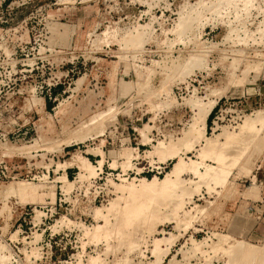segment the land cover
I'll return each mask as SVG.
<instances>
[{
  "label": "rangeland",
  "instance_id": "1",
  "mask_svg": "<svg viewBox=\"0 0 264 264\" xmlns=\"http://www.w3.org/2000/svg\"><path fill=\"white\" fill-rule=\"evenodd\" d=\"M214 100L207 136L223 143L225 132H248L257 140L227 167L225 182L200 185L184 173L187 194L169 198L172 207L146 227L118 229L123 215L112 213L108 224L98 217L96 208L106 214L121 196L115 185L170 171L176 159L155 156L152 163L146 156L155 144L175 141L169 144L186 162L202 161L205 143L195 132L200 109ZM249 119L256 134L245 127ZM263 135L264 0H0V164L16 177L1 188L32 185L0 204L7 264H88L91 257L149 264L155 239L171 234L182 236L161 264L174 256L175 264H230L232 245L264 241L241 230L264 223ZM142 143L126 167L121 154ZM102 152L104 170L80 181L75 155L100 154L90 159L98 165ZM204 162L216 166L212 157ZM64 172L76 181L70 193ZM218 235L226 237L222 245ZM193 238L210 246L196 248ZM260 257L234 264H261Z\"/></svg>",
  "mask_w": 264,
  "mask_h": 264
},
{
  "label": "bare ground",
  "instance_id": "2",
  "mask_svg": "<svg viewBox=\"0 0 264 264\" xmlns=\"http://www.w3.org/2000/svg\"><path fill=\"white\" fill-rule=\"evenodd\" d=\"M182 19H184V18H182ZM182 25H184V23ZM190 101L192 103V100H190ZM190 101L188 100L187 103L191 105V103H189ZM217 102L218 101H216V100L210 101L209 103L203 105L202 109H200L201 113H199V114H201L200 115L201 119L200 118H197V119H200L201 130L199 128V130L197 131L195 129L196 127L194 129L197 132L193 131V129L191 127L189 129V131L193 133V134L191 133L192 135H194V132H195V134L196 133L198 134V136L195 135L196 137L193 136V137L197 138V141H203L205 143L204 147L200 150V157L202 158L201 162H199V161H191L190 163L186 162L184 160V158H182L181 155L179 154V150L174 149L173 145L169 144V143H173L175 141L169 142V143L159 142L158 144H155L154 150L148 152L146 154V156L151 160L152 163L154 162L153 158L155 156L159 157L160 160H163V161H167L169 159H176V162L174 163V165L172 166L170 171H168L166 173V175L162 178L159 176H154L153 178H150V179L147 177H143V178L139 179V183H137V184L134 181V182H130L128 184L115 185L117 192L119 194H121V196H119L117 199H115L111 203L110 206L105 208L106 214L103 213V208H100V207L96 208L97 216L104 218L106 221V224H108L110 222L109 217L111 216L112 213H114L115 216H117V215L119 216V214L123 215L122 221L124 223L122 222L123 224H121L119 222L120 224H117L118 229H120L119 227H123V229L125 227L130 228L131 226L136 225V224H140V226H141V223H142V225L144 224L146 227V224H149V222H152L153 220L156 221L155 220L156 218L158 219V216L161 213V210L167 209L170 206L172 207V205H171L172 202L170 201L171 199H169V198L173 197L175 194L178 195L179 194L178 192H180L183 196H184V194H187L185 189L182 190V188L186 184V183H184V180H183V174L184 173L192 172L193 174L197 175L200 185L201 184H207V183L212 182V181L222 182V183L225 182L226 175L230 174V173H228V171L230 169H227V167H229V165L232 166V165L237 164L238 161L241 160L240 158L243 155H245V153H247L248 150H250L252 144L254 142H256L257 140L255 139V137H249L248 132L246 134H243V135H241L240 134L241 132H240L237 134V136H235L234 134L232 135V134L225 132L226 133L225 134L226 135V139H225L226 142H223V143L221 141H219V139H220L219 135L216 136L215 138L207 136L205 133L206 128H207V120H208V117H209L211 111L213 110V108L217 104ZM193 103H194V101H193ZM195 103H196V101H195ZM248 121L250 122V119ZM255 121H252V122H255ZM249 122H248V124L245 122L246 123L245 127L247 128V126H248L250 133L254 134V132L256 130L255 129L256 125L253 123L251 124V122L250 123ZM243 126H244V124H243ZM261 129H262V127H261ZM252 130H254V132H251ZM258 130H260V129H258ZM103 131L104 130L101 129V130L96 131V132H97V134H99V133H102ZM188 133H186L184 136L187 137L189 140V138L192 137V135L186 136ZM253 134H250V135H253ZM255 134H256V132H255ZM93 136H94V134H93ZM193 137H192V140H193ZM263 138H260V139H263ZM82 139H85V138H82ZM190 146L191 147L193 146L192 142H190ZM255 146L257 147V144ZM178 147H179V145H178ZM258 148H259V146H258ZM188 149H189V147H188ZM255 150H256V148H255ZM10 151H12V150H10ZM25 151H26V153H30L29 149L25 150ZM259 151H258V153H262ZM95 153H98V152H95ZM9 154H10V152H9ZM102 154H103V152H102ZM3 155L6 156L7 152L4 151ZM98 155H100V154H98ZM140 155H141V153L138 151L137 148H132L129 151L125 152L124 154H121L120 157L123 158L122 159L123 164L126 167H129V166L134 165L133 160L140 157ZM253 155H254V153H253ZM257 156H259V155L257 154ZM206 157H212L216 162V166H213V165L211 166V165L205 164L204 161H205ZM253 158H254V156H253ZM250 159L251 158H249V160ZM256 160H258V158H256ZM250 162H252V160ZM104 163H105V154H103L102 159L98 161V165H95L91 162V160L87 156L78 153L73 158V161L71 164H77L78 168L81 170V172L79 174V178H80V181H82L85 178H90V177L96 176L99 173V170L101 171L103 169ZM256 163H257V161H256ZM114 165H115V163H114ZM117 165H118V163L116 164V166ZM202 167H204V171H202ZM64 168H65V166H63V169ZM232 168H233V166H232ZM138 171H141V168H138ZM60 179L64 183L63 187H64L65 191L70 193L72 188L75 186L76 181L71 180L68 177L67 172H64V174L60 177ZM31 187H32V185L29 182H26V183H20L18 186H15V185L4 186L0 192L4 194V197H7L8 195L10 196V194L15 195V196H18V195L20 196L21 193L26 192ZM186 189L188 190V188H186ZM121 201H123V202L121 203ZM183 202H184V200H183ZM178 203L181 206L184 205L181 202V199H179ZM40 214H41L40 211H37L36 217L39 218ZM187 214H189V213L187 212ZM162 215H161V217H162ZM171 215H172L171 217H173V214H171ZM178 215H179V213H178ZM178 215L175 214V217H173L175 220L173 223H177V225H181L180 219H179L181 216L179 217ZM36 217H34V218L36 219ZM36 220H38V219H36ZM160 220H162V219H160ZM181 220H183V219L181 218ZM102 227H104V226H98L97 230L101 229ZM147 227H149V226H147ZM179 227H181V226H179ZM151 230L153 231V229H151ZM106 231H108V230H106ZM102 233H104V232H102ZM88 236H90V235H88ZM181 236H182V234H180V235L171 234L170 236L156 238L155 239V246L153 248V254L156 257V259L149 264H161L163 259L170 253L172 246L180 239ZM225 238H226L225 236L218 235L219 243L218 242L217 243L222 245ZM128 242H129V245H132V244L134 245V242H132V240H129ZM193 242H194L193 245L199 249L204 244L210 246V244L208 243L209 242L208 239H204L203 241L198 242L197 240H195L193 238ZM5 247H6V245H5ZM195 247H194V249H195ZM1 249L3 250L4 248H0V251H1ZM194 249H193V251H194ZM186 252H190V250H188ZM196 252H197V250H196ZM260 256L264 257V241L262 244L257 245V244H252L249 241H246V240L243 241L242 240V241H239L238 243L232 245L231 249L229 250V260H230L229 263L234 264V262L248 261V259H250V258H252V259L256 258V263H258L257 260L259 259ZM11 257H12V254H11V256L0 255V263L1 264H7L8 262H10ZM263 260L264 259L262 258L261 264H264ZM102 262L104 263V260L102 261L99 257L98 258L91 257L88 264H101ZM122 262L123 261H121L120 263L122 264ZM120 263L118 262V264H120ZM128 263L130 264V260L128 261ZM128 263H125V264H128ZM175 263H176V256H174L170 260L169 264H175ZM79 264H81V263H79ZM243 264H245V263H243Z\"/></svg>",
  "mask_w": 264,
  "mask_h": 264
},
{
  "label": "crops",
  "instance_id": "3",
  "mask_svg": "<svg viewBox=\"0 0 264 264\" xmlns=\"http://www.w3.org/2000/svg\"><path fill=\"white\" fill-rule=\"evenodd\" d=\"M141 146H144V144L142 143L141 145H138L137 147L134 148H137L138 151L141 153V151H144L141 149ZM91 156H93V158H101V155L92 154ZM106 157H107V153H106ZM89 159L91 158L89 157ZM95 161H98V159H95ZM104 167H105V163L102 170H104ZM257 218L260 219V217ZM241 230L242 232H244V236L247 237L246 239H249L250 241H260L262 237H264V223H262V220L260 221L255 220L253 226L249 230H246V225Z\"/></svg>",
  "mask_w": 264,
  "mask_h": 264
},
{
  "label": "built area",
  "instance_id": "4",
  "mask_svg": "<svg viewBox=\"0 0 264 264\" xmlns=\"http://www.w3.org/2000/svg\"><path fill=\"white\" fill-rule=\"evenodd\" d=\"M13 179V180H15L16 179V177H12L11 176V174H10V171H9V169H8V167L7 166H4V165H2V164H0V191H1V186L3 185V184H5V183H7L8 181H6L7 179ZM4 197V196H3ZM1 199H0V204H4L5 203V201L4 200H6L5 199V197L4 198H2V197H0ZM25 214H28V213H25ZM3 213H1L0 212V219L2 218H4L3 217ZM4 221V220H3ZM21 225V224H20ZM2 230V226H0V231ZM16 231H18V230H16Z\"/></svg>",
  "mask_w": 264,
  "mask_h": 264
},
{
  "label": "trees",
  "instance_id": "5",
  "mask_svg": "<svg viewBox=\"0 0 264 264\" xmlns=\"http://www.w3.org/2000/svg\"><path fill=\"white\" fill-rule=\"evenodd\" d=\"M213 116V114L212 115H210V117H209V120H208V122L209 123H211V117ZM90 158H92V156H89Z\"/></svg>",
  "mask_w": 264,
  "mask_h": 264
}]
</instances>
